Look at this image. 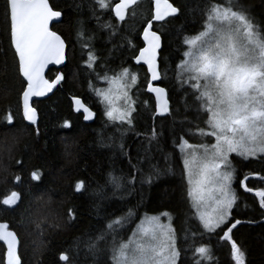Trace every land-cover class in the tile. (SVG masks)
<instances>
[{"label": "snow or ice", "instance_id": "6c2138e0", "mask_svg": "<svg viewBox=\"0 0 264 264\" xmlns=\"http://www.w3.org/2000/svg\"><path fill=\"white\" fill-rule=\"evenodd\" d=\"M148 3L135 40L129 34L134 25H125L129 16L135 17L141 0H93L90 5L91 18L96 21L97 28L108 34L105 43H111L112 37L122 31L125 33L114 47L131 50V55L127 60L122 59L117 68H111L108 63L113 49H107V55L101 57L92 43L95 33L90 32L85 39L84 22L77 21L75 43L81 49V56L86 53L83 67L89 70L90 76L95 75L96 80L107 85L99 88L89 81V89L103 107L107 124L115 125L121 136L134 127L135 114L141 106L149 111L153 124L157 117L173 119V156L181 166L186 202L195 222L192 237L207 236L209 241L215 237L230 246L233 264H246L245 251L234 239V230L244 223L257 221L236 218L234 209L241 199L240 190L249 193L255 198L261 210L260 222L264 223V167L261 171L241 172L234 159L259 161L264 165V26L256 24L237 0H204L198 22L200 27L182 39L181 56L174 65L170 89L163 83L160 70L162 36L155 24L163 27L181 10L174 0H148ZM3 4L8 49L2 70L10 72L11 88L15 89L17 97L15 112L9 107L0 115V125L7 128L0 137V154L10 156L17 129L40 135L37 98L61 91L75 74L74 67L79 69L80 65H72L69 43L50 27L52 22H63L65 13L59 4L51 0H3ZM133 64L143 72V80L140 71L131 66ZM0 87H9V81H0ZM177 92L185 111L196 113L192 120L186 116L177 119L179 109L174 110L172 105V95ZM142 94H146L147 99H142ZM69 111L78 114L77 120L95 118L92 108L75 95L70 96ZM73 126L72 118H65L60 124L69 131ZM137 135H145L150 145L158 133L153 126L150 134ZM195 136L200 139H189ZM61 140L65 156L71 155L68 151L71 144L64 137ZM118 147L126 154L122 143ZM149 151L145 149L146 156ZM14 163V175L9 181L13 188L0 198V211L22 209L20 226L30 225L31 232L37 236L47 228H59L61 221L70 223L77 218L75 206L61 213L53 206L51 190H40L41 169L26 168L22 158L15 159ZM129 164L131 173L127 181L130 184L137 172L143 182H151L159 175V170L153 167L144 179L141 160L133 164L129 157ZM3 171L7 172V168ZM121 179L108 173V183L114 191L123 186ZM250 180L259 181V184L250 186ZM85 190L86 182L78 179L71 187V197L76 198V194ZM134 214L133 209H129L122 216L109 219L104 228L85 242L87 249L93 255L107 252L110 264H210L212 261L210 244L191 247L185 244L182 249L178 241L186 242L189 230L178 237L168 211L145 216L126 240L117 239L118 230ZM164 219L168 222H163ZM26 244L12 222H0V264H26L23 255ZM73 244L78 247L79 238ZM182 251L186 256L184 260L181 259ZM189 251L191 256L187 257ZM59 262L75 264V258L70 259L68 250H63L53 264Z\"/></svg>", "mask_w": 264, "mask_h": 264}, {"label": "trees", "instance_id": "16d2710c", "mask_svg": "<svg viewBox=\"0 0 264 264\" xmlns=\"http://www.w3.org/2000/svg\"><path fill=\"white\" fill-rule=\"evenodd\" d=\"M51 3L59 4L65 13L63 22L53 25V30L62 34V37L69 43V58L72 65L79 64L80 67L79 69L74 67L75 74L61 91H55L49 98L36 103L35 106L41 116L40 135L37 137L30 132L17 129L15 131V147L11 155L0 154V198H3L13 188L9 181L14 175L13 169L16 167L14 161L17 158H22L26 168L35 166L43 171L40 190H51L53 206L61 213L69 206H75L77 218L70 223L61 221L59 228H47L42 235L37 236L36 233L31 232L30 225L23 228L20 226L22 209L15 212L0 211V222H12L20 232L21 238L27 241L23 250L26 264H53L54 261H58L59 252L63 250H68L70 259L75 258V264H110L107 252L93 255L87 249L85 242L104 228L109 219L120 217L129 209H133L135 214L118 230L117 239L126 240L138 221L145 216L168 211L178 237H183L185 230H189L188 240L186 242L178 241L182 249L185 244L189 247L200 243L210 244L213 256L210 264H233L230 258V246L225 242L219 241L215 237L209 241L207 236L193 238L191 235V229L195 222L191 219V208L186 202V185L179 171L181 166L177 164V160L173 156V119L165 120L157 117L153 124L149 111L141 106L139 113L135 114L134 127L121 136L115 130V125L107 124L102 106L96 102L95 96L89 89V81L96 87L100 82L96 80L95 75L90 76L89 70L83 67L86 53L81 56V49L75 43L77 21L84 22L85 39L90 32L95 33L92 43L101 57L107 55V49H113L112 58L108 61L111 68L118 67L122 59L127 60L131 55V50L114 47L121 42L125 33L122 31L112 37L111 43H105V37L108 34L97 28L96 21L91 18L92 0H51ZM237 3L248 11L256 24L264 26V0H237ZM174 4L181 10L179 15L170 18L171 22L163 24V27L160 24H155L162 36L160 57L164 75L163 83L170 89L173 85L169 86L171 79L165 75L163 66L165 65L170 71L172 63L179 61L183 37L195 33L200 27L198 22L201 19L204 0H174ZM144 5L149 7L148 0H141V7L137 9L135 17L127 18L125 27L134 25L129 33L133 40L136 39V32L133 30L137 28V31L143 20L140 18L145 9ZM3 9V0H0V81H9V87H0V115L4 114L9 107L15 112L17 97L15 89L11 88L10 72L2 70L4 54L8 49V41L4 33ZM105 18H108L107 14H105ZM131 66L136 71H140L139 67ZM140 79L143 80V77ZM71 95L80 97L92 108L95 113L92 123L86 124L82 118L77 120L75 117L78 114L70 113ZM141 98L147 99V95L142 94ZM172 105L174 110L179 109L177 119H183L186 116L188 120H192L196 115L194 111H185L184 102L178 92L172 95ZM65 118L73 119L74 126L70 131L60 127ZM153 126L158 135L149 145L147 137L145 135L138 136L137 133L150 134ZM176 130H179L178 125ZM5 132H7V128L0 125V137H3ZM110 136L114 139L109 140ZM61 137L71 144L68 149L71 153L69 156L64 154L65 149ZM189 139L198 141L200 138L195 136L189 137ZM120 143L124 145L126 154H122L118 147ZM146 148L150 149L147 156ZM129 157L133 164L137 163L138 159L141 160L140 167L143 170L144 179L147 178L153 167L159 170V175L154 176L151 182H143L140 172H137L134 182L128 183L127 178L131 173ZM234 164L241 172L261 171L264 167L260 162L244 161L238 158L234 159ZM4 168H7V172L3 171ZM169 168H172V171H168ZM110 172L113 176L122 178L123 186L116 191L108 183V173ZM78 179L86 182V190L82 194H76V198H72L71 187ZM248 183L250 186H255L259 184V181L252 180ZM240 194L241 199L234 209L236 218L244 221L254 219L257 222L239 225L234 230V239L245 251L246 264H264V223L260 222L261 210L251 194L243 193L241 190ZM77 238L80 240L78 247L73 244ZM34 241L35 243H33ZM190 256L191 252L189 251L187 257ZM181 259H186L183 251ZM59 264H63V262H59Z\"/></svg>", "mask_w": 264, "mask_h": 264}, {"label": "flooded vegetation", "instance_id": "af4514ba", "mask_svg": "<svg viewBox=\"0 0 264 264\" xmlns=\"http://www.w3.org/2000/svg\"><path fill=\"white\" fill-rule=\"evenodd\" d=\"M113 19H114V17H113ZM161 49H162V48H161ZM160 56H161V51H160ZM176 63H178V62L172 63L170 71L167 69V67H166L165 65L163 66L164 69H165V72H166V70H167V72H166L165 75L168 76V79H171L170 82L168 81V82H169V86L173 85V82H172V76H173L174 65H175ZM133 65H134V64H133ZM134 66H135V65H134ZM160 70H161L162 77H164L163 72H162L161 60H160ZM256 162H259V161H256ZM250 181H252V180H250ZM241 191H242V190H241Z\"/></svg>", "mask_w": 264, "mask_h": 264}, {"label": "rangeland", "instance_id": "374dc122", "mask_svg": "<svg viewBox=\"0 0 264 264\" xmlns=\"http://www.w3.org/2000/svg\"><path fill=\"white\" fill-rule=\"evenodd\" d=\"M92 2H93V0H92ZM144 8H145V9H144V11H143V13H142L143 15H142L141 18H140L141 20L143 19V16L147 14L148 6H147V5H144ZM136 29H137V28H135L133 31L136 32ZM128 51H130V50H128ZM180 54H181V53H180ZM180 56H181V55H180ZM178 62H179V61H178ZM115 68H117V67H115ZM142 75H143V74H142V72L140 71V78L143 77ZM99 82H100V81H99ZM97 87H99V88H105V87H107V85H106V84H103V83L100 82V84H99ZM102 108H103V107H102ZM238 159H240V158H238ZM139 222H140V220L138 221L137 224H139ZM163 222L167 223L168 221H167L166 219H164ZM137 224H136V225H137ZM171 224H172V220H171ZM136 225H135V227H136ZM135 227H134L133 229H135ZM172 227H173V226H172ZM173 228H174V227H173ZM130 235H131V234H130Z\"/></svg>", "mask_w": 264, "mask_h": 264}, {"label": "water", "instance_id": "95a60500", "mask_svg": "<svg viewBox=\"0 0 264 264\" xmlns=\"http://www.w3.org/2000/svg\"><path fill=\"white\" fill-rule=\"evenodd\" d=\"M57 24H59V23L52 22V24H50V27H52L53 25H57ZM157 24H159V23H157ZM161 45H162V40H161ZM161 48H162V46H161ZM160 51H161V49H160ZM135 66H136V65H135ZM136 67H139V66H136ZM52 95H53V93H50V94H48V96H46V97H43V98H37V99H38V102L43 101V100L49 98V97L52 96ZM159 118H161V117H159ZM94 119H95V118H94ZM94 119H93L92 121H84V123H86V124H90V123H92V122L94 121Z\"/></svg>", "mask_w": 264, "mask_h": 264}]
</instances>
